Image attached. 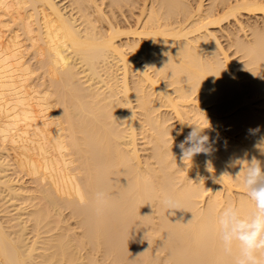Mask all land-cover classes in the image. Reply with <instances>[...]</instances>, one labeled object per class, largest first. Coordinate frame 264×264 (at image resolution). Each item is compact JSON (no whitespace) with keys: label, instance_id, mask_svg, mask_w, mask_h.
I'll return each mask as SVG.
<instances>
[{"label":"bare ground","instance_id":"1","mask_svg":"<svg viewBox=\"0 0 264 264\" xmlns=\"http://www.w3.org/2000/svg\"><path fill=\"white\" fill-rule=\"evenodd\" d=\"M188 124L211 155L181 160ZM253 157L264 0H0V264H234Z\"/></svg>","mask_w":264,"mask_h":264},{"label":"clouds","instance_id":"2","mask_svg":"<svg viewBox=\"0 0 264 264\" xmlns=\"http://www.w3.org/2000/svg\"><path fill=\"white\" fill-rule=\"evenodd\" d=\"M191 131L178 144L180 158L183 162L191 161L199 154L211 155L214 151V141L199 124H188ZM240 161H237L239 163ZM210 169L211 165H207ZM244 172L243 184L248 198L253 202L254 209L246 216L242 215L239 208L228 205L217 217L219 240L225 254L231 255L233 246L238 248L234 257V264H261L257 253H264V162L253 157L247 162V168H241L236 178ZM95 199L103 204L107 199L104 190L95 193ZM169 210H185L181 202L166 196L162 201ZM100 209H97L99 213Z\"/></svg>","mask_w":264,"mask_h":264},{"label":"rangeland","instance_id":"3","mask_svg":"<svg viewBox=\"0 0 264 264\" xmlns=\"http://www.w3.org/2000/svg\"><path fill=\"white\" fill-rule=\"evenodd\" d=\"M205 3L207 4L208 1H206ZM243 18H244V20H246L247 18L249 19V16H248V15H245ZM248 19H247V20H248ZM252 19L254 20V19H260V18L257 17V18H252ZM227 25H228V24H226L225 26L227 27ZM222 42H223L224 45H227V41L225 40V38L222 39ZM175 120H176V119H175ZM175 120H174V122H175ZM172 122H173V121H172ZM176 122H177V121H176ZM176 122H175L174 124H176Z\"/></svg>","mask_w":264,"mask_h":264}]
</instances>
